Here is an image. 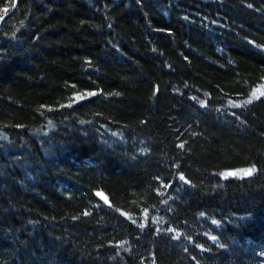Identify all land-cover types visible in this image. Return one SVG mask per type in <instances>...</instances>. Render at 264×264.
<instances>
[{"label":"trees","instance_id":"trees-1","mask_svg":"<svg viewBox=\"0 0 264 264\" xmlns=\"http://www.w3.org/2000/svg\"><path fill=\"white\" fill-rule=\"evenodd\" d=\"M13 3L0 264H264V0Z\"/></svg>","mask_w":264,"mask_h":264},{"label":"rangeland","instance_id":"rangeland-1","mask_svg":"<svg viewBox=\"0 0 264 264\" xmlns=\"http://www.w3.org/2000/svg\"><path fill=\"white\" fill-rule=\"evenodd\" d=\"M15 3H16V2H15ZM257 90H258V91H257ZM254 91H257V96H258V97L261 96L260 93H261V92H264V79L260 82V85H258L257 87H255V88L251 91V93L249 94V95H250L249 97H247V98H245V99H241V98H240L241 100L238 101V104H240V103H242V102L250 101L251 99H253L252 96H253V92H254ZM243 170H247V169H243V168H242V170L240 169V170H233V171L225 172L224 175H225V176H231V175H228V173H235L234 175L242 176V175H244V174H243Z\"/></svg>","mask_w":264,"mask_h":264},{"label":"snow or ice","instance_id":"snow-or-ice-1","mask_svg":"<svg viewBox=\"0 0 264 264\" xmlns=\"http://www.w3.org/2000/svg\"><path fill=\"white\" fill-rule=\"evenodd\" d=\"M257 91H258V90H257ZM257 91H254V92H253V96H252L253 99L258 98V96H257ZM92 94H93V93H89V95H92ZM260 95H264V92H261ZM246 102H251V101H246ZM182 146H183V145H181V147H182ZM253 171H255L254 168L247 169V170H243V174H244V175H251V173H252ZM234 174H235V173H228V175H234ZM181 179L183 180L184 177L181 176ZM97 195H102V194H101V193H97ZM105 202H107V199H106V198H105ZM141 226H143V225H141ZM212 239H215V237H213Z\"/></svg>","mask_w":264,"mask_h":264},{"label":"water","instance_id":"water-1","mask_svg":"<svg viewBox=\"0 0 264 264\" xmlns=\"http://www.w3.org/2000/svg\"><path fill=\"white\" fill-rule=\"evenodd\" d=\"M15 2H16V0H14V3H13L14 6H13V7H15V5H16ZM5 15H6V14H4V15H2V16L0 17V22L3 20V18L5 17Z\"/></svg>","mask_w":264,"mask_h":264}]
</instances>
